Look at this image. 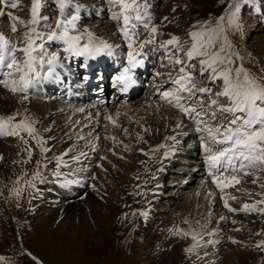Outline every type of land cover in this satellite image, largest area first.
I'll list each match as a JSON object with an SVG mask.
<instances>
[{
    "label": "rangeland",
    "instance_id": "1",
    "mask_svg": "<svg viewBox=\"0 0 264 264\" xmlns=\"http://www.w3.org/2000/svg\"><path fill=\"white\" fill-rule=\"evenodd\" d=\"M17 3L18 7L15 9L0 4V10H3L5 13L4 16H0V33L20 46L19 37L26 29L18 24V31L16 34H13L11 32V21L7 13H11L20 20L27 22L31 18V0H17ZM141 3L147 5L149 15L153 17L151 23L155 25L158 28V32L163 33V35H157L156 37L157 43L155 47L158 49V53L153 59V61H155L154 64H152L154 68L147 67L148 70H144L143 74H140L142 71L139 72L137 76L139 81L136 80V89L133 95H130L131 97L124 98L125 94L117 92V88L119 91L120 88L114 82V77L120 72H118L119 69L115 70V67L111 69V66H115L116 63L123 65L124 63L125 65L127 64L125 59H118L119 57H127V43L123 39L125 52H120L114 48L112 57L106 55L104 58L106 60H111L107 66L102 64L99 65L100 62L96 59L86 60L89 66L92 63L96 64L94 71L101 66L105 69L106 77L111 74V86L108 87L109 97L108 95L106 96V94L104 95L105 91H102L104 89L101 85L95 83L96 85L94 88L88 87L91 88V90L87 93L89 95V98H87L85 94L88 91L86 90L88 89L87 86L82 85L78 87L76 83L80 82V79L81 83H84L87 77H90L89 74L87 76L88 71L91 73L92 70L89 69V66L88 71L86 70L85 60L80 63L79 57L63 59L65 54L61 53L64 67L57 68L63 73L62 77L59 75L60 86L58 89L52 90V86L50 89L48 88V86L53 83L56 84V86L59 85L57 79L48 82L49 84H46V88L43 83L38 85L36 89L30 90L29 98L27 99L30 102L31 112L38 111L37 109H39L43 112L42 115H47L48 112V115H50V113L52 115V117H46L45 115L41 120L39 119L41 123L36 121L38 119H35L34 116L33 118L32 116L29 117L31 121L35 122L34 127L43 139L45 138L43 137L45 135L43 133L44 127H47L52 121L59 122L55 128V133L58 135L62 134V137L67 133L72 135V137L83 134L81 137V144L85 143L88 145L90 142H94V140L98 141V134L102 135L101 140L99 139V148H97L94 143L97 151H94L93 158L89 163H87V161L90 159L87 161L86 159H80L79 161H74L76 163L73 165H70L74 168L78 167V170H76L77 173L75 172L74 174L75 176L79 174L85 177L78 185H83V182L87 181V187L84 189L82 188L83 190L80 189L83 195H77L78 197L74 196L73 199H64V203L68 204L69 202V204H75L79 200H84L87 197V193L92 189V183L96 180V176H102V174L106 176L104 180H108V183H110L109 188L112 189V194L118 195L119 191L116 189H119L120 182L124 181L123 179L129 176L130 178L127 177L129 185L125 188V192L123 193V203L120 206V210L114 211L108 206L104 209L98 207L97 213L92 211L93 207L88 208L86 203L83 204V201H80L78 204H81L80 209L83 212V217L79 219L73 217V219L71 214L69 215L62 211H59L60 213L58 212L63 203L58 199V193L55 190H49L48 194L52 195V197H57L56 199L48 201V196H45V198H42L43 202L38 207L36 206L34 208L32 204L38 192H41L39 189L41 190L44 187L43 180L49 178L50 174L59 177L64 171V167L58 165V162L53 161V163L48 162L47 167L49 165V169L44 170V164L48 159L47 155H50L51 152L42 155L35 141L28 138L25 133H22V135L28 139L27 145L23 144L19 138L12 137L13 139H18L19 145V150L17 151L15 159L9 160L10 158L3 151L0 153V156L3 157V159H0L2 160L0 165V187L2 186L0 188V257H3V260H0V264H36V260H39L40 264H209L211 261H214L210 258L217 260L215 264H223L226 255L228 253L230 255L232 252L230 246L231 240L235 238L234 240L238 241V239H236L237 236L234 237V235L242 233L240 230L237 231L236 227L240 225L236 223L239 220L249 221L255 219V221H259V218H264V214H261L259 211L260 208L264 209V206H260L261 204L257 205L258 211L245 213L239 210L236 212H229L227 208L222 207L223 203H221L222 205H219V209H222V213L226 215L228 222L226 223L227 227L223 228V230L219 228L218 231L215 229L212 237L208 236L205 243L201 244V246L203 245L202 249H200V255H203L202 261L195 262L192 260L196 254L195 249H193L192 252L187 251V249L192 248L194 241L191 237V233L195 231L191 228L188 217H180V215L175 212L178 207L183 205L186 201V194L193 192L197 185V183L192 182L193 180H191V183L189 181L186 182L187 179L193 177L189 173L186 175L185 173H178L179 176L176 177L177 170L185 172L187 166L190 165L187 163V160L190 158L194 159V157H188L189 155L186 154V151H188L187 139L178 134L182 142V145L179 146L176 140L167 141L165 137H163L157 147H151L153 149H158L157 151H153L151 148L145 149L143 145L139 143L140 139H138L140 137L141 128L143 131V127L147 124L146 120L151 118L158 119V116H155L153 110L148 106L149 95L153 94V103L162 109L159 108L158 112L163 113V106L166 104L160 101L159 95L156 93L158 92L156 85L162 82L169 84L167 73L170 71L172 75L176 74L175 70L170 67H161L162 64L166 63V60L164 58L165 50L160 48L159 44L170 39L172 35L178 36L182 40L188 38V33L194 30L193 25L201 24L206 21H211L214 25L218 17L226 14L229 4H239L240 9L238 13V22L241 25V30L236 31L233 29L226 33L229 40H231L234 45V51L238 52L239 55L243 57V60H238L237 64L243 63V66L253 74L264 76V64L261 63L257 55L259 54L257 53L258 51L263 52L262 58H264V0H141ZM77 4L83 8L85 7L84 5L88 6V8L85 7V10H88L86 14H82V11L79 13L80 20L78 21V28L80 31L87 29L91 31L95 37L112 44V36H109L107 39L101 34L102 25L103 27L108 25V27L111 26L116 29L118 40L121 42L119 28L122 26V19L120 22L112 19V13L115 12L116 9H118L116 12L120 11L118 6H114L110 0H73L72 5L65 8L64 14H75L74 8ZM110 5H112V7ZM100 8H103V10ZM173 9H175V11ZM40 15L42 17H48L49 22L54 28L56 20L60 18L58 0H42ZM165 17H167V20L164 19ZM225 26L227 27V24ZM41 30L49 31L47 28ZM147 36L148 33L144 32L140 39L143 40L147 38ZM188 43H191L190 39H188ZM59 47L61 46L53 44L50 51H56ZM148 48L149 47H146L145 49L147 50ZM171 50V46H169V51ZM18 55L20 54L18 53ZM77 62H79V64ZM193 63H195V61H193ZM94 71H92V73ZM101 71L102 70L98 68L97 73L92 76V80L98 82L102 77V73H99ZM158 71L164 73V75L157 77L156 73ZM69 72L70 75L72 73L71 77L67 76ZM198 79L200 78L198 77ZM87 80L90 79L88 78ZM219 83L218 81L217 84ZM141 84L143 89H141ZM208 84L209 82L205 80L204 85L201 86ZM171 87V84L167 87L162 86L160 87V91L170 89ZM211 87L213 94L220 90L215 85ZM0 88L2 93L5 91L10 92L2 85H0ZM78 88H80V90H78ZM84 90H86V92H84ZM40 92L42 93L41 96ZM67 92L71 99L80 101L81 105H77L79 108L85 109L83 106H88L92 103L99 106L95 109H90L88 112L85 111L86 113H72L71 116H77V118L73 117L76 119L74 123H72L73 118L71 116L66 117L67 115L65 114L62 116L60 113L58 117H53L55 113H58L57 110L55 112L56 107L59 108L57 106L58 103L65 102L62 97H64ZM17 94L22 96L20 93ZM116 94L124 99H120ZM39 99L42 100L45 105L40 102ZM88 99L91 103H89ZM71 103L73 102L66 101L65 104L69 105ZM73 107H75V105ZM89 108H91V106H89ZM98 108L104 110V113H101L103 118L99 119L100 121L98 122L100 126L93 127L92 125H86L85 127V120L78 119V116H85V114L89 112H95ZM85 110H88V107ZM66 111L68 113L71 112L70 109ZM141 112H143V114H141ZM176 112L181 120L187 122L190 128L192 127L191 129L189 128V132L191 131L196 134V125L187 117L182 116L177 110ZM117 113H119L118 118L116 117ZM16 114L17 120H21L20 114ZM108 115H112L116 118L118 127L113 126L105 119ZM58 118L60 120H58ZM162 118H164V116H162ZM62 119L66 122L62 121ZM158 120L163 123L161 118ZM125 129H127V132L124 131ZM111 137H115L116 140L113 141ZM7 138L8 137H0V141L2 142L3 139L5 140ZM77 142L78 141H76V143ZM196 142H198V145L202 146L199 135L196 138ZM71 144H73V141ZM160 145H164V147L161 148ZM177 145V148L180 149L177 153L169 151L172 146ZM26 148H31L32 156L30 160L28 159ZM55 150L57 151L58 149L55 148ZM73 152L75 155V151ZM70 153V159H72L73 157ZM165 158L168 163L164 168ZM195 159L198 161V157H195ZM199 162L206 163L204 159H200ZM126 166L128 167L126 168ZM86 167H89L88 171ZM124 168H126L125 170L129 173L127 176L126 173L121 172ZM37 171L40 173V177L36 180H32L33 174ZM57 172L60 173L59 176L54 174ZM113 172L118 174L116 177L110 178V173ZM250 173L251 174L248 176L241 174L240 179L243 180H241L240 184L235 185V187H230V193L238 192V186L244 185L247 196H255L259 199H264V188H261V186L264 185V171L258 172L263 176V178L259 176V179H257L256 183H259L257 186H260L258 191H255L254 185L256 183L252 182L253 179H256L252 173H257V171L252 170ZM21 177L23 179H20ZM18 180H20L19 184L17 183ZM98 180L99 182L97 185H100V179L97 178V181ZM11 181H13L12 185H10ZM28 181H32L35 184V188L30 187L27 183ZM47 182L48 180H45V183ZM180 183H182L183 190H178V184ZM188 184H191L190 188L186 189ZM13 188L22 189L18 197L12 191ZM180 192H183V195H181V199H177ZM101 196L104 198L108 197L107 194ZM216 200H218V198ZM221 201H223L222 198ZM174 203L176 205H174ZM50 204H53V206ZM66 204H64V206H66ZM152 206L153 209L151 210ZM205 207L206 205L202 208L196 206V209H198V212H201L204 211ZM217 207L218 206L215 208ZM207 209L208 208H206V210ZM151 212L155 213L152 218H150ZM145 213L146 215H144ZM158 216H160L159 219L156 218ZM232 217H235V219L232 220ZM247 218L248 220H245ZM233 221H235V223H233ZM221 226L218 224V220H216L210 227L212 229L213 227L217 228ZM92 228L96 231V235L95 233L93 234ZM77 229L79 230L78 233ZM137 229L140 233H136ZM177 229H181L183 232H188L190 234L188 236L178 234L176 232ZM215 236H218V239L226 237L218 242V244H221L220 247H218V244L215 245L213 241ZM84 238H86V241L83 240L82 242L81 239ZM256 239L257 241L253 246L246 245L239 239L237 244L235 243L236 254L250 253L255 249H263L264 247L258 248L256 245L264 241V238L262 236H256ZM216 246L217 248H215ZM214 248L219 250L216 252ZM33 257L36 259H33ZM253 264H264V254H262L261 258L256 259Z\"/></svg>",
    "mask_w": 264,
    "mask_h": 264
},
{
    "label": "snow or ice",
    "instance_id": "2",
    "mask_svg": "<svg viewBox=\"0 0 264 264\" xmlns=\"http://www.w3.org/2000/svg\"><path fill=\"white\" fill-rule=\"evenodd\" d=\"M110 2L120 9L119 12L112 13V19L117 22L122 19L119 32L128 49L127 66L123 67L115 79L121 86L120 91L127 93L137 83L134 78L135 70L144 66L148 58L144 49L151 46L155 51L156 37L163 33H159L158 28L151 23L153 17L149 15L147 5L141 3V0ZM72 3L73 0H58L60 18L56 20L54 28L48 17L40 15L42 0H31V18L27 22L7 13L13 34L17 33L18 24L26 30L19 37L20 46L0 33V85L14 95L22 94V99L27 100L30 90L36 89L38 85L50 79H59L56 70L64 67L61 53L65 54L63 59L83 57L85 60L114 54L112 44L95 37L87 29L79 30L80 5H75V14H64L65 8ZM0 4L13 9L18 7L17 0H0ZM239 11V4H229L226 14L218 17L214 25L211 21L193 25L194 30L188 33V38L182 40L172 35L170 39L159 44V47L165 50L166 60L161 67H170L176 72L175 75H172L171 71L167 73L168 82L172 85L170 89L160 91L161 86H156L159 99L196 125L195 130L200 134L202 147L206 153L208 175L221 192L225 188L240 184L241 174L248 176L249 170L264 171V76L253 74L243 66V63L237 64L243 57L234 51V45L226 34L233 29L241 30L238 22ZM4 15L3 10H0V16ZM164 19L167 20V17ZM45 28L49 31L41 30ZM144 32H147L148 36L141 40ZM188 39L191 40L190 44ZM53 44L61 47L56 51H50ZM162 75L164 73H156L157 77ZM205 80L209 84L201 86ZM212 85L220 89L215 94L212 92ZM118 116L119 113L116 114L117 118ZM105 119L118 127L116 118L112 115L106 116ZM34 123L27 116L17 120L15 113L0 116V137H16L27 145L28 139L22 135L25 133L28 138L35 141L43 155L50 149L45 147L46 141L39 135ZM176 127H181L179 121ZM124 131L127 132V129ZM111 139L116 140L115 137ZM139 139L142 140L143 137ZM167 139L175 141L176 137L170 136ZM160 147L163 148L164 145ZM25 150L30 160L31 148ZM0 159L3 157L0 156ZM57 162L58 165L65 164L62 157H58ZM56 175L59 176L60 173L57 172ZM39 177L40 173L37 171L33 174L32 180ZM257 179L259 177L252 182L256 183ZM17 183L19 184L20 180ZM27 183L35 188L32 181ZM70 183L72 181H67L66 185ZM12 191L18 197L22 189L13 188ZM257 203L264 204V199ZM224 207L229 212L237 211L229 206L227 199H224ZM240 210L249 213L257 211L256 205L248 204H244ZM259 211L264 214V209ZM176 232L184 236L190 234L181 229H177ZM197 236L198 233H191L193 241H197ZM237 242L232 240V243ZM195 246L187 251L192 252ZM256 246L264 247V241ZM0 260H3V257H0ZM36 264H40V261L36 260Z\"/></svg>",
    "mask_w": 264,
    "mask_h": 264
},
{
    "label": "bare ground",
    "instance_id": "3",
    "mask_svg": "<svg viewBox=\"0 0 264 264\" xmlns=\"http://www.w3.org/2000/svg\"><path fill=\"white\" fill-rule=\"evenodd\" d=\"M84 6L88 8V6H86V5H84ZM85 7L84 8L80 7V9H81L80 11H82V14H84V13L86 14L88 12L87 9L85 10ZM100 9L103 10V8H100ZM102 24H104V23H102ZM101 28H102V30L100 29L101 34L104 37H106L107 39L109 38V36H112L113 37L112 42L115 43V44L112 43L114 48H116L120 52H123L124 51V45H123V43H121L118 40V35H117L116 29H114L111 26L108 27V25L104 26V27L102 25ZM260 51H262V50H260ZM257 53H259V54H257L259 60L261 61V63L264 64V58H262L263 52L258 51ZM105 56L106 55H101V56H98L96 58V60H98L100 62L99 65L102 64L104 66L105 65L107 66V61H108V63H110L111 60L110 59H108V60L104 59ZM110 57H112V56H110ZM123 66L125 67V66H127V64L125 65V63H124V65H123V64H117L116 63L114 67H115V70L119 69L120 70L119 72H121L123 69ZM95 67H96V64L92 63L89 66V69L94 71ZM104 70L105 69L103 68V71ZM56 71L61 77L63 76V73H62V71H60V69H57ZM92 71H91V73H92ZM71 75H72V73H71ZM71 75H70V72L67 73V76L71 77ZM134 78H135V75H134ZM55 80L56 79L53 78V79H50L49 81L44 82V84H43L44 87L46 88V86H47L46 84H49L48 82L55 81ZM58 81H59V85L56 86V84L53 83V84L49 85L48 88L50 89L52 86V90L58 89V87L60 86V80L58 79ZM116 85H118V84L116 83ZM157 85L166 86L167 84L165 82H162L161 84H157ZM118 87L120 88L121 86L118 85ZM117 90H118V92H121V91H119L118 88H117ZM156 93H158V92H156ZM41 94L42 93L40 92V96H41ZM123 94H125L124 98L131 97L127 93H123ZM152 97H153V94H150L149 98H148V106L153 110V112H154L153 114L155 116L156 115L158 116V119L159 118L162 119L163 123H161L158 119L156 120L155 118H151V119L146 120L147 124H145V126L143 127V131H142V128L140 127L141 128L140 137H143V139L142 140L140 139L139 143H141L145 149H150L151 147H157L160 144V140L163 137H165V139L167 141H173V140L167 139V137L175 136L176 142H178L179 146L182 145L181 144L182 142H181V138L179 137L178 134L184 136L187 139L188 151H186V154L189 155L188 157H194V159H191V158L188 159L187 163H189L190 165L187 166V170H185V172H183V171L181 172V170H177L176 177L179 176L178 173H180V174L185 173V175L187 173H189L193 177L187 179L186 182L189 181L191 183V180H193L192 182L197 183V185H196L193 192H189L188 194H186L188 196V197L186 196V198H187L186 201L184 202L183 205L179 206L175 212H176V214H179L180 217H183V216L188 217L191 228H193L194 231L196 233H198V236H197L198 243H197V241H194V243L192 244V248L194 245H196L194 247L196 254L192 258V260H194L195 262H199V261H202V256H203L202 254L200 255V251H201L200 249H202V246H203V245L201 246V244L205 243V240L208 238V236L212 237L213 233L215 232V229L218 231L219 228L221 230H223V228L227 227L226 223H228V222H227L226 215L224 213H222V211H223L222 209H219V205H222L221 203H223L222 207H224V199L228 200V204L230 207L237 209L239 211H241L240 209H242V206L244 204L256 205V209L258 211L257 205H260V204L257 202L260 201L261 199L255 197V196L254 197L247 196V191H246L244 185H239L238 190H237L238 192H236V193H230V187L225 188V190L223 192H221L220 189H218L216 187V185L214 183H212V178L208 175V171H209L208 164H206V163L203 164V163L199 162V159H198V161L195 159V157H198V155L195 156V154H197V152L200 151V146L198 145V142H196V138L198 137V134L197 133L194 134L191 131L189 132V130L192 127L190 128V126L187 122H184L183 120L180 119L176 110L171 109L167 105L163 106V109H164L163 113L158 112L160 107H157L153 103ZM39 101L44 103L40 99H39ZM40 102H39V104H40ZM29 103H30L29 100L22 99V96H20L18 94L14 95L11 92H7V91L2 93L1 88H0V116H7V115H10L13 113H15V114L19 113L21 116V119H23L25 116H27V117L32 116V118L34 116L35 119L36 118L38 119L36 121H39V123H41L40 120L46 114L42 115L43 112H41L39 109H37L38 111H35V112L32 111L33 112L32 113L31 112V106ZM44 105H45V103H44ZM57 106L59 108L56 107L55 112L57 110L58 113L54 114L53 113L54 111H53L52 112L54 114L53 117H58V115H60V113L62 114V116L65 114V115H67L66 117H69V116H71L72 113L78 114V112H79L82 114V113H86V112L90 111V109L92 110V109H95L98 107V105H94L92 103L88 106H83L85 109L88 107V110H85L83 108H79V106L73 107L72 105H67L63 102L58 103ZM89 106H91V108H89ZM68 109H70V111H71L70 113H68L66 111ZM143 112H141V114H143ZM101 113H104V110H101L100 108H98V110H96L95 112H89V113L85 114V116L82 115L81 117L78 116V119H84L85 120V122H84L85 127H86V125H89V126L92 125L93 127H99L100 126V125H98L99 124L98 122L100 121L99 119L103 118V115H101ZM48 114H49V112H48ZM48 114L46 115V117H52L51 113H50V115H48ZM130 114H131V112H130ZM161 114H162V116H164V118H162ZM136 116H137V114H136ZM71 117L77 118V116H73V115ZM63 119H62V121H65ZM58 120H60V119L58 118ZM75 121H76V119L73 118L72 123H74ZM178 121L181 124L180 128L176 127ZM58 123H59L58 121H52V122H50L49 125H47V127H44V130H43V133L45 134L43 137H45L44 140L46 141L45 147L50 149V151H48L44 154H47V153L49 154L51 152L50 155H47L48 159L46 160V163L44 164L45 165L44 170L49 169L48 168L49 165L47 167L48 162H50V163H53V161L57 162V158L62 157L65 164H60V166L64 167L63 168L64 171L62 169L63 172L59 177H56L55 175L50 174L49 178H45L43 180L44 181V185H43L44 187L41 190L39 189V191H41V192H38V195L34 199L32 206L34 208L36 206L38 207L43 202L42 198H45V196H48V201H51V200L56 199L58 197V199L61 201V203H63V204H61L62 205L60 207L61 209L58 210V212L62 211L63 213H66L69 215L71 214L72 218L74 217L77 219H79L80 217H83V212L80 209L81 204H78V202H80V201H83V204L86 203V206L88 208L93 207L92 211L97 212V213H98V207H102V209H104L108 206V207H111V209L114 211L120 210V206L123 203V201H122L123 197H124L123 193L125 192V188L128 187V185H129L128 178H130V177L127 176L129 173L125 170L128 166H126V168L121 170V172L126 173V176L128 178L126 177V179H123V177H122V179L124 181L120 182L119 189H116L119 191L118 195L112 194V189L109 188L110 183H108V180H104V179H106V176L104 174H102V176H100V175L96 176V180L94 181V183H92V189L91 190L89 189L90 192L88 190L89 193H87V197L84 200H79L75 204H71V203L69 204V202H68V204L64 203V201H65L64 199H73L74 196L78 197L77 195H79V196L83 195L82 190L87 187V181L83 182V185L82 184L78 185V183L80 181H83L85 177H82V175L80 176L79 174L78 175L76 174V176H75L74 174H75L76 170H78V167L74 168V167H71L70 165H73L74 163H76L74 161H79L80 159L81 160L86 159V161L90 159L89 161H87V163H89L93 158L94 151H97V148H99V139L101 140L102 135L98 134L99 135L98 141L94 140V142L92 141L88 145L85 143L81 144V137L83 136V134H79V136L76 135L75 137H72V135L67 133V134H65V136L62 137L61 136L62 134L58 135L57 133H55V128L57 127ZM73 125H75V124H73ZM98 129H100V128H98ZM145 129H147V131H145ZM109 133H111V132H109ZM72 141H73V144H71ZM76 141H78V142L76 143ZM94 143L97 146V148L94 145ZM178 145L172 146L169 149V151L177 153L180 150L177 148ZM55 148L58 150L56 151ZM151 149H153V148H151ZM18 150H19L18 139H16V138L13 139L12 137H8L5 140L3 139L2 142L0 141V153L3 151L6 155H8V157L10 158L9 160L15 159V156H16ZM73 151H75V153H76L75 155L73 154L74 153ZM65 153H67V154L65 155ZM69 153L72 155V157H73L72 159H70ZM1 163H2V160H0V165H1ZM167 163L168 162H166V158H165V165L163 166L164 168L167 165ZM86 168L88 171L89 167H86ZM250 171H252V170H250ZM54 174H56V173H54ZM117 174L118 173H116V172L110 173V178H113L114 176L116 177ZM252 174L254 175L255 178H257L259 176L261 178H263L261 173L257 172V173H252ZM97 178L100 179V185H97L99 182V180L97 181ZM110 178H108V179H110ZM45 180H48V182L45 183ZM241 180H243V179H241ZM13 181H11L10 185H12ZM67 181H72V183L66 185ZM182 183L178 184V188H179L178 190H183L182 189L183 188ZM258 184L259 183H256L254 185L255 191L256 190L258 191L260 188V186H257ZM190 185L191 184H188L186 186V189L187 188L189 189ZM261 188H262V186H261ZM80 189H82V190H80ZM49 190H55L58 193V196L52 197V195L48 194ZM103 194H107L108 197L104 198L103 196H101ZM181 195H183V192H180V195H178L177 199H181V197H182ZM222 197H224L223 201H221ZM232 197H235V199H232ZM156 198H158V197H156ZM215 198L216 199L218 198V200H216ZM64 204H66V206H64ZM50 205L53 206V204H50ZM174 205H176V204L174 203ZM204 205H206L204 211L198 212L197 211L198 209H196V206H198V207L200 206V208H202ZM216 206H218V207L215 208ZM260 206L263 207L264 204H261ZM206 208H208V209L206 210ZM152 209H153V206L151 207V210ZM260 209H262V208H260ZM242 212H244V211H242ZM153 214H155V213L151 212L150 218H152ZM159 217L160 216H158L156 218L159 219ZM221 217H224V219H221ZM235 217H232V220L235 219ZM248 218L245 220H248ZM238 219H240V218H238ZM216 220H218V224L220 226L221 225L222 226L217 227V228L213 227L211 229L210 226H212L216 222ZM229 220H231V219H229ZM236 224L240 225V226L236 227V229H239L242 232L241 234L234 235V237L237 236L236 239H238V241L240 239L246 245L248 244L249 246H253V244L257 241L256 236L257 237L262 236L264 238V218H259V221H255V219L249 220V221L239 220ZM79 227H78V229H79ZM93 229L94 228H92V230ZM138 229L136 230V233H140ZM100 230H102V229H100ZM78 232H79V230L77 231V233ZM82 232H83V230H82ZM95 232L96 231L93 230V234ZM95 235H96V233H95ZM225 238L222 237V238L218 239V236H215L213 238L214 239L213 241L215 242V245H217L218 242L221 241V239H225ZM234 239L235 238H233L232 240H234ZM83 240L86 241V238L81 239L82 242H83ZM232 240L230 242L232 252L230 253V255H229V253L226 255V258H225V261L223 264H253L256 259L261 258L262 254H264V248H263V249H258V250H256V249L252 250L250 253L249 252L238 253V255H237L235 243H232ZM218 245H219L218 247H220L221 244H218ZM70 248H72V247H70ZM215 248H217V246ZM215 248H214V251L217 252V250H219V249H215ZM214 258H216V257H214ZM210 259L214 260V261L210 260L211 263H209V264H215L217 261L216 259H212V258H210Z\"/></svg>",
    "mask_w": 264,
    "mask_h": 264
}]
</instances>
